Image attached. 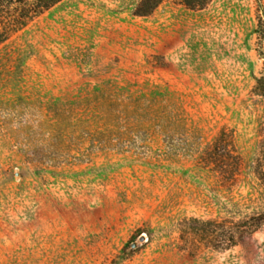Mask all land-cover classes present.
I'll return each instance as SVG.
<instances>
[{
    "label": "rangeland",
    "instance_id": "1",
    "mask_svg": "<svg viewBox=\"0 0 264 264\" xmlns=\"http://www.w3.org/2000/svg\"><path fill=\"white\" fill-rule=\"evenodd\" d=\"M142 1L0 45V264H264V0Z\"/></svg>",
    "mask_w": 264,
    "mask_h": 264
},
{
    "label": "trees",
    "instance_id": "2",
    "mask_svg": "<svg viewBox=\"0 0 264 264\" xmlns=\"http://www.w3.org/2000/svg\"><path fill=\"white\" fill-rule=\"evenodd\" d=\"M62 0H0V45L5 43L16 32L22 30L29 22L49 10ZM162 0H143L142 3L157 5ZM152 8V7H151ZM145 13V12H144ZM143 16V14H138ZM256 93L264 98V77L256 83ZM258 178L264 188V171ZM198 223L201 221L195 220ZM210 227L209 236L216 243L217 227H221V245L224 249H230L244 236L252 235L264 225V212L244 218L237 222L209 220L201 222Z\"/></svg>",
    "mask_w": 264,
    "mask_h": 264
},
{
    "label": "water",
    "instance_id": "3",
    "mask_svg": "<svg viewBox=\"0 0 264 264\" xmlns=\"http://www.w3.org/2000/svg\"><path fill=\"white\" fill-rule=\"evenodd\" d=\"M141 242H143L144 241V237L142 236V237H140V239H139Z\"/></svg>",
    "mask_w": 264,
    "mask_h": 264
}]
</instances>
